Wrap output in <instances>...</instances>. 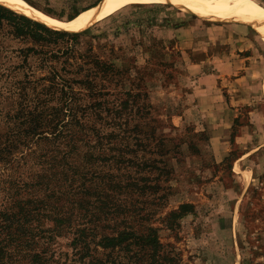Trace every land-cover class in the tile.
Returning a JSON list of instances; mask_svg holds the SVG:
<instances>
[{
    "label": "rangeland",
    "instance_id": "rangeland-1",
    "mask_svg": "<svg viewBox=\"0 0 264 264\" xmlns=\"http://www.w3.org/2000/svg\"><path fill=\"white\" fill-rule=\"evenodd\" d=\"M52 2L59 6L54 12L66 18L72 8L63 5L67 0ZM257 2L264 6V0ZM168 3L129 5L93 25L76 42L58 40V46L99 58L122 72V79L99 80L97 90L103 93L92 101L119 105L127 99L125 82L134 95H141L130 111L123 112V120L130 127L153 126L157 133H144L147 150L139 151L136 161L159 159L162 135L196 143L194 150L182 145L181 163L175 156L170 160L175 171L170 181L161 180L164 191H160L167 194V202L152 205L149 192L141 195L147 199L141 207L151 214L142 225L158 229L164 251L180 264H264V35L242 22L206 19L191 8ZM8 45L32 46L30 41L10 40ZM76 58L69 54L72 64L82 63ZM5 85L1 81L0 92ZM137 105L150 111L143 117ZM195 133L204 134L201 141L193 138ZM35 148L33 144L31 150ZM46 149L38 148L39 154L53 153ZM27 152L0 165V193L4 191L0 197L16 193V185L26 180L22 169H36L35 159L23 157ZM102 157L96 171H111L107 152ZM135 169L129 170L133 177ZM144 172L151 180L157 177L155 171ZM182 204L195 208L177 220L174 230L169 229L171 212H179ZM56 243L72 258L68 238Z\"/></svg>",
    "mask_w": 264,
    "mask_h": 264
},
{
    "label": "trees",
    "instance_id": "trees-1",
    "mask_svg": "<svg viewBox=\"0 0 264 264\" xmlns=\"http://www.w3.org/2000/svg\"><path fill=\"white\" fill-rule=\"evenodd\" d=\"M26 1L68 22L102 0L90 6L67 0L63 5L72 8L66 18L54 12L59 6L52 0H45V7ZM85 33L53 31L0 5V83H7L0 92V165L26 151L23 157L37 163L35 170L22 169L26 180L16 185V193L0 197V264H180L164 251L158 229L142 225L151 214L141 207L147 202L141 195L149 192L152 205L167 202L160 191L161 180L170 181L175 171L170 160L175 156L181 163L182 145L193 150L197 145L162 135L160 158L136 161L138 152L147 150L142 136L157 130L143 123L130 127L123 120V112L141 97L126 82L127 99L119 105L92 101L103 93L97 90L99 80L124 77L111 63L58 46V40L76 42ZM9 40L32 46L14 48ZM72 53L82 63L72 64ZM136 109L143 117L150 111L147 106ZM203 135L193 138L201 141ZM44 147L53 153L39 154ZM106 152L111 171L97 172ZM144 171H155L157 177L151 180ZM194 208L182 204L179 212H171L169 229ZM136 223L142 227L135 228ZM59 238L70 240L72 258L56 246Z\"/></svg>",
    "mask_w": 264,
    "mask_h": 264
},
{
    "label": "bare ground",
    "instance_id": "bare-ground-1",
    "mask_svg": "<svg viewBox=\"0 0 264 264\" xmlns=\"http://www.w3.org/2000/svg\"><path fill=\"white\" fill-rule=\"evenodd\" d=\"M168 2L191 8L206 19L242 22L264 35V6L257 0H102L97 6L68 22L41 12L26 0H0V5L26 15L52 30L77 34L87 31L129 5L169 4Z\"/></svg>",
    "mask_w": 264,
    "mask_h": 264
},
{
    "label": "water",
    "instance_id": "water-1",
    "mask_svg": "<svg viewBox=\"0 0 264 264\" xmlns=\"http://www.w3.org/2000/svg\"><path fill=\"white\" fill-rule=\"evenodd\" d=\"M37 23H39V22H37ZM40 24H42V23H40ZM42 25H44V24H42Z\"/></svg>",
    "mask_w": 264,
    "mask_h": 264
}]
</instances>
